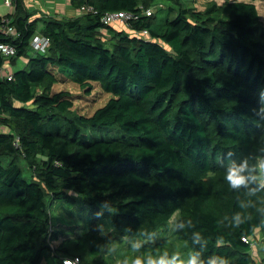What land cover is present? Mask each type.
<instances>
[{"label": "trees", "instance_id": "1", "mask_svg": "<svg viewBox=\"0 0 264 264\" xmlns=\"http://www.w3.org/2000/svg\"><path fill=\"white\" fill-rule=\"evenodd\" d=\"M221 1L162 0L157 21L145 14L157 0H70L79 14L60 19L12 0L0 43L15 52L0 70L26 63L0 77V264H180L183 253L184 264H264L242 241H264V26L257 0ZM121 11L134 16L125 28L101 22ZM36 33L49 47L32 55ZM67 81L111 98L78 114L56 89ZM241 166L246 183L230 187ZM57 201L88 207L80 233L50 230ZM101 208L113 212L110 231Z\"/></svg>", "mask_w": 264, "mask_h": 264}, {"label": "rangeland", "instance_id": "2", "mask_svg": "<svg viewBox=\"0 0 264 264\" xmlns=\"http://www.w3.org/2000/svg\"><path fill=\"white\" fill-rule=\"evenodd\" d=\"M161 1L157 0L155 6H152L151 9H149L152 12L156 13L157 21L163 20L165 17L166 4H164ZM185 1H186L187 6L189 7L194 6L198 10H202L204 7V3L209 0H195L196 3H194V5L192 4L190 0H185ZM214 1L217 4L222 3L221 0H214ZM0 3H2V0H0ZM254 4L258 12L260 22L262 26H264V5L259 0L255 1ZM0 6L2 9L1 10L2 13L7 11V9L2 4ZM159 9H162V10L158 11ZM20 62L25 63L26 58H21ZM20 62L18 61L19 65H20ZM10 68L13 69V71H16L18 68L20 69L18 65L12 66ZM5 75H6V72H3L2 76H5ZM60 77H65V76L61 74ZM56 89H65L66 91L71 93V95L74 97L72 111L78 114L90 115L95 109L101 107L109 98H111L109 94H100V90L97 89V87H95V90L91 91V94L84 93L83 91L80 90V88L77 85L71 82H68V81L64 83L63 85H57ZM1 131L2 130L0 128V132ZM112 132H115V131H111L110 133L112 134ZM20 167L23 171L24 178L29 180V176H30L29 170L23 165V163L20 164ZM88 211H89L88 207L87 206L83 207L80 201H78L74 206H70L64 201H57L49 209L50 220L52 222V225L50 226V230L51 229H54V230L62 229L64 233H68V232L69 233L71 232L70 234L80 233L81 232L80 227L84 226L83 225L84 217L87 216ZM99 212H100L101 221L103 224L102 225L103 229L110 231L111 230V218L113 216V212L105 208H101ZM176 221H177V215L175 214L171 218V220L168 222V224L165 226L164 231L160 232L159 235H157V238H162V237L164 238V237L169 236L173 228L176 225ZM84 229L82 231H84ZM259 239H260V236L258 235V240L257 241L254 240L255 242H254V247H253V257L255 256L258 259H260L261 256L264 257V241H260ZM255 248H258V252L254 255ZM259 250H261V252ZM187 257L188 256H186L183 253L180 255L179 260L182 261L184 258H187ZM41 264H47V263L46 261H43Z\"/></svg>", "mask_w": 264, "mask_h": 264}, {"label": "built area", "instance_id": "3", "mask_svg": "<svg viewBox=\"0 0 264 264\" xmlns=\"http://www.w3.org/2000/svg\"><path fill=\"white\" fill-rule=\"evenodd\" d=\"M3 6H5L7 9L12 10V0H2ZM87 10L90 11V8H81V11ZM151 13V10H146L145 14L149 15ZM134 18L132 13L129 12H110L106 13L102 18L101 22L105 25H114L118 26L119 28H125L128 26V23L130 20ZM6 33L13 35L15 32L12 28H8L6 30ZM133 37L135 38H143L147 36V31H137L131 33ZM49 47V40L48 38L42 36L39 33H36L32 36L29 42V53L30 54H36V53H44L47 48ZM14 48L10 44L7 43H0V55H2L5 59H9L14 56ZM8 63L5 62L3 64V67L0 71L5 70L6 67H8ZM2 78H6L7 80L11 79V74H6L5 76H2ZM262 240V239H261ZM260 240V241H261ZM242 241L250 246L251 253L253 255V247H254V240L251 238H242ZM62 264H78V260L76 258L68 259L64 258L62 259Z\"/></svg>", "mask_w": 264, "mask_h": 264}, {"label": "crops", "instance_id": "4", "mask_svg": "<svg viewBox=\"0 0 264 264\" xmlns=\"http://www.w3.org/2000/svg\"><path fill=\"white\" fill-rule=\"evenodd\" d=\"M23 3L28 11H33L34 13H36L35 17L37 18L52 17L55 19H60L62 17H75L79 14L76 9H73L71 7L70 0H23ZM1 4L2 3H0V5ZM1 10L2 9L0 6V16H4L12 11V10L7 9L6 12L2 13ZM39 25L41 27L42 23L41 22L38 23V28H40ZM18 61L20 62L21 58L17 59L13 66L18 65L20 68H22L26 63V62L25 63L20 62V65H19ZM10 67L12 66H8L5 68V70L0 71V77H2L3 72H6V74H11L12 72H14L13 69H11ZM259 240H261V238ZM257 252H258V248H255L254 255ZM46 263L54 264L50 261V259L47 260Z\"/></svg>", "mask_w": 264, "mask_h": 264}, {"label": "clouds", "instance_id": "5", "mask_svg": "<svg viewBox=\"0 0 264 264\" xmlns=\"http://www.w3.org/2000/svg\"><path fill=\"white\" fill-rule=\"evenodd\" d=\"M260 169L262 174H264V162L260 164ZM242 171H243V166H241L240 168L233 167L229 169L225 179L229 183L230 187L236 188L246 183V178L240 174ZM261 184L262 186H264V179L261 180ZM133 264H142V261L139 258H136L133 261ZM149 264H177V257L173 256L171 260H166L163 257H161L158 261L149 260ZM180 264H184V262L180 261ZM187 264H198L197 256L196 255L191 256L188 259ZM200 264H202V262H200ZM209 264H226V262L223 260L217 262V260L212 259L209 261Z\"/></svg>", "mask_w": 264, "mask_h": 264}]
</instances>
